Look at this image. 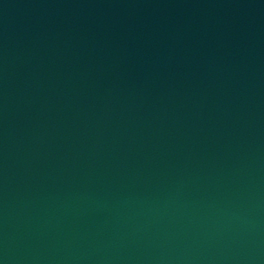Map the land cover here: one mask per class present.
Here are the masks:
<instances>
[{
    "label": "water",
    "instance_id": "1",
    "mask_svg": "<svg viewBox=\"0 0 264 264\" xmlns=\"http://www.w3.org/2000/svg\"><path fill=\"white\" fill-rule=\"evenodd\" d=\"M0 264H264V0H0Z\"/></svg>",
    "mask_w": 264,
    "mask_h": 264
}]
</instances>
